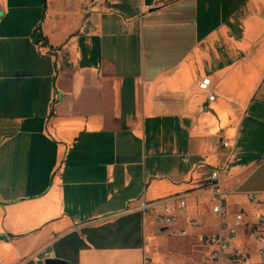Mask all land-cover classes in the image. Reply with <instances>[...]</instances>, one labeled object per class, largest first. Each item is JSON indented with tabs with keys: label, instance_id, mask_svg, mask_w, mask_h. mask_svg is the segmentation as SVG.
Masks as SVG:
<instances>
[{
	"label": "crops",
	"instance_id": "0c3cea01",
	"mask_svg": "<svg viewBox=\"0 0 264 264\" xmlns=\"http://www.w3.org/2000/svg\"><path fill=\"white\" fill-rule=\"evenodd\" d=\"M83 7L0 0V264H143L166 247L154 217L174 195L188 202L169 204L180 226L198 223L178 238L207 259L214 169L231 211L264 215V0Z\"/></svg>",
	"mask_w": 264,
	"mask_h": 264
},
{
	"label": "built area",
	"instance_id": "2783aa9c",
	"mask_svg": "<svg viewBox=\"0 0 264 264\" xmlns=\"http://www.w3.org/2000/svg\"><path fill=\"white\" fill-rule=\"evenodd\" d=\"M103 0H83L85 12H91L95 4ZM199 89L206 93L208 101H214L216 95L213 90L212 81L209 77L203 78L199 82ZM203 106V109H206ZM222 144L228 146L227 141H222ZM224 180L222 171L218 168L212 171L208 188L212 201V212L215 214L221 223V231L218 235H202L200 237L203 245L209 246L207 260L210 264H248L250 253L248 250L240 249L236 245L239 231L241 229L249 231V237H254L259 244L258 252L264 261V215L259 216L255 224L249 225L245 221L243 211L233 212L229 207V192L223 186ZM249 197L256 203H260L258 193H249ZM176 203V208L181 211L187 207V197L185 195H174L164 199V208L161 212L155 213L154 222L158 228L172 237H188L190 229L196 228L198 223L195 218L185 217V225L180 226V217L175 213L169 205L171 202ZM152 204L140 200L137 203V208L147 214L151 209ZM231 216V219L228 218ZM45 258H51L50 252H45ZM143 264H156L150 255L143 257Z\"/></svg>",
	"mask_w": 264,
	"mask_h": 264
},
{
	"label": "rangeland",
	"instance_id": "374dc122",
	"mask_svg": "<svg viewBox=\"0 0 264 264\" xmlns=\"http://www.w3.org/2000/svg\"><path fill=\"white\" fill-rule=\"evenodd\" d=\"M201 227V229L214 231L216 229V224L213 222L208 224L207 221H202ZM165 242V248H159L154 244L151 254L154 256L160 254L162 264H210L205 257V250L195 237H193V239H179L167 236ZM236 245L240 249H249L250 258L248 264H264L260 255L256 252L255 246L257 245L252 242H242L241 236H238L236 239Z\"/></svg>",
	"mask_w": 264,
	"mask_h": 264
},
{
	"label": "water",
	"instance_id": "95a60500",
	"mask_svg": "<svg viewBox=\"0 0 264 264\" xmlns=\"http://www.w3.org/2000/svg\"><path fill=\"white\" fill-rule=\"evenodd\" d=\"M1 11H0V16H1ZM46 264H64V261L60 260V259H55V258H48L45 261Z\"/></svg>",
	"mask_w": 264,
	"mask_h": 264
}]
</instances>
